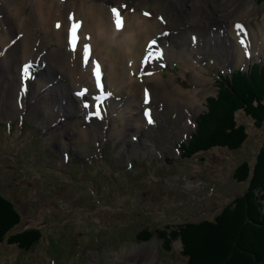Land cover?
<instances>
[{
  "label": "rangeland",
  "instance_id": "obj_1",
  "mask_svg": "<svg viewBox=\"0 0 264 264\" xmlns=\"http://www.w3.org/2000/svg\"><path fill=\"white\" fill-rule=\"evenodd\" d=\"M164 2L165 9L172 10L175 0ZM187 2L191 8L194 1ZM250 2L244 13L254 17L264 9V0ZM145 8L154 12V0H149ZM257 17L263 27L264 16ZM10 30L13 31L6 25L5 33L10 34ZM257 33L258 30H253L254 47L247 41L243 43L242 33L233 37V49L224 44L226 64L203 62L188 74L186 65L168 62L162 69V79L169 81V89L174 88L173 83L186 91L198 89L200 110L193 118H185L189 131L171 136L167 134L170 118L165 123L161 114H157L154 127L141 131L134 142L129 135L124 148L130 156L121 150L125 122L115 112L105 117L109 122L107 128L115 131L111 134L76 143L70 137L54 141L51 132L61 127L72 130L71 120L62 123L59 120L52 128L43 125L45 117L36 108L38 98L34 97L33 88L46 66H41V71L37 65H29L22 71L17 96L5 92L7 101H14L12 114L10 117L0 114V195L21 214L22 221L11 234L39 230L42 238L27 251L0 246V264H186L181 239L167 245L166 241L187 224L215 222L230 204L243 198L251 188L258 158L264 152V122L258 123L239 111L236 120L248 134L239 147H215L186 158L192 151V142L203 146L217 131L227 104L224 97L223 102L219 97L231 94L234 98L233 82L237 78L244 84L264 80V51L260 50L264 46ZM41 35L42 32H36L35 37ZM231 38L228 35V40ZM231 51L243 53V59L236 60L238 54L232 56ZM135 77L142 79V74L135 73ZM77 92V89L72 92L76 102L85 97ZM21 94L28 95L29 101ZM79 123L78 126L85 125L86 121L82 119ZM147 138L155 142L154 148L147 146ZM144 149L145 155L141 152ZM245 165L253 171L246 181H238L236 175ZM254 216L250 227L262 228L264 200L256 202ZM249 237L251 241L257 239Z\"/></svg>",
  "mask_w": 264,
  "mask_h": 264
},
{
  "label": "bare ground",
  "instance_id": "obj_2",
  "mask_svg": "<svg viewBox=\"0 0 264 264\" xmlns=\"http://www.w3.org/2000/svg\"><path fill=\"white\" fill-rule=\"evenodd\" d=\"M140 1L141 5L137 3ZM193 1L189 8L187 0H175L170 10L165 9L164 0H154V12H150L145 8L149 0H0V114L10 117L14 101L8 102L5 92L17 96L21 72L37 65L41 71V66H46L40 73L43 78L39 77L33 88L38 98L36 108L45 117L42 124L52 128L59 120H71L72 130L61 127L51 132L56 142L70 137L76 143L115 132L107 128L109 122L105 119L114 112L125 122L121 150L129 156L124 148L129 135L134 142L141 131L154 127L157 114L165 123L170 118L168 136L189 131L185 118H193L200 110L199 90L186 91L178 83L169 89V81L162 79L166 64L174 61L186 65L188 74L203 62L226 64L223 45L233 49V37L242 33L243 43L247 41L254 47L255 29L264 46V26H259L257 17L264 16V9L254 17L244 13L250 0ZM113 9L119 12V27ZM74 21L79 24L75 44ZM214 21L218 22L211 25ZM6 25L13 30L10 34L5 33ZM222 31L227 36H222ZM36 32H42L41 38L35 37ZM232 51V56L238 54L236 60L243 59V53ZM135 73L142 74V79ZM65 81L68 86L64 89ZM52 83L53 87L48 88ZM76 89L80 96L85 95L82 102L77 101L79 104L72 96ZM21 96L29 101L28 95ZM82 119L86 124L78 126ZM145 141L150 149L155 147L151 138ZM141 152L147 153L145 149Z\"/></svg>",
  "mask_w": 264,
  "mask_h": 264
},
{
  "label": "trees",
  "instance_id": "obj_3",
  "mask_svg": "<svg viewBox=\"0 0 264 264\" xmlns=\"http://www.w3.org/2000/svg\"><path fill=\"white\" fill-rule=\"evenodd\" d=\"M243 77L248 78L244 74ZM242 81L241 78H237L235 83L238 86L234 82L232 84L235 89L234 98L231 94H222L219 97L220 102H223L224 97L227 104L217 131L210 135L204 144L202 143L203 146L192 142V151L186 158L215 147L231 149L239 147L248 136L245 128L236 120L235 115L239 111H244L258 123L264 122V80L245 84ZM224 91H227V86L224 87ZM251 171L253 169L250 170L248 165L243 166L236 179L246 181ZM251 183L246 195L230 204L215 222L187 224L180 232H174L171 240L166 241V245L181 239L186 264H264V218L260 225L262 228L250 227L256 219L254 216L256 202L258 199L264 200V152L258 158ZM21 219L16 207L0 195V246L9 245L27 251L40 242L42 233L39 230L11 234L21 223ZM249 236L254 239L257 237L258 240L251 241ZM247 245H250L248 250ZM169 248V245L166 246L167 250Z\"/></svg>",
  "mask_w": 264,
  "mask_h": 264
},
{
  "label": "snow or ice",
  "instance_id": "obj_4",
  "mask_svg": "<svg viewBox=\"0 0 264 264\" xmlns=\"http://www.w3.org/2000/svg\"><path fill=\"white\" fill-rule=\"evenodd\" d=\"M113 12L116 14V16H117V25H118V27L120 26V15H119V12H118V10H116V9H113ZM79 27V24L78 23H76L75 21H74V28H73V44H75V41H76V39H77V37H76V35H75V32H76V29ZM238 28H243V26L242 25H238L237 26ZM85 51H86V53H87V46H85ZM97 79L99 80V70H98V65H97Z\"/></svg>",
  "mask_w": 264,
  "mask_h": 264
}]
</instances>
